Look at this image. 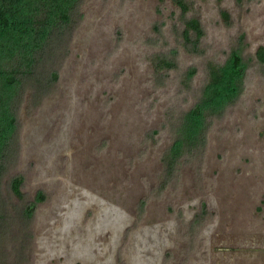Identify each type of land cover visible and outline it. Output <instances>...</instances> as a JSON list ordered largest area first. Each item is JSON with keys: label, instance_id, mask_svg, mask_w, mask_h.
Listing matches in <instances>:
<instances>
[{"label": "rangeland", "instance_id": "374dc122", "mask_svg": "<svg viewBox=\"0 0 264 264\" xmlns=\"http://www.w3.org/2000/svg\"><path fill=\"white\" fill-rule=\"evenodd\" d=\"M190 1L185 18L204 31L197 54L178 41L170 0L82 7L57 90L22 111L16 172L28 199L45 196L24 264H264V0ZM233 51L246 72L240 96L165 181L172 124L207 65ZM156 54L175 63L165 78L154 77Z\"/></svg>", "mask_w": 264, "mask_h": 264}, {"label": "trees", "instance_id": "16d2710c", "mask_svg": "<svg viewBox=\"0 0 264 264\" xmlns=\"http://www.w3.org/2000/svg\"><path fill=\"white\" fill-rule=\"evenodd\" d=\"M86 2L0 0V264L5 258L6 264H24L23 251L29 245L26 239L30 232L27 224L32 223L37 205L45 200L43 192L28 199L22 190L23 177L16 172L22 111L33 115L57 90L58 70L71 52ZM170 3L182 19L178 41L181 39L189 53H200L203 28L197 19L185 18L191 1ZM222 16L227 18L226 13ZM256 57L264 64V48L257 50ZM149 60L156 78H165L175 67L160 54ZM245 73L239 51L231 52L223 65H207L206 80L195 94V103L177 115L176 125L172 124L173 143L161 159L165 181L173 178L182 159L195 156L205 147L210 121L222 116L238 99ZM193 74H188V79ZM189 87L186 82L184 89Z\"/></svg>", "mask_w": 264, "mask_h": 264}]
</instances>
